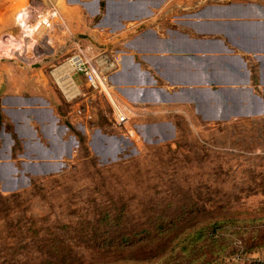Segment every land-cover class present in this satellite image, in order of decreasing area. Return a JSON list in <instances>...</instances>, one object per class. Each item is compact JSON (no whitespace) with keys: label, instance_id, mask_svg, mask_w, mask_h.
Segmentation results:
<instances>
[{"label":"rangeland","instance_id":"obj_1","mask_svg":"<svg viewBox=\"0 0 264 264\" xmlns=\"http://www.w3.org/2000/svg\"><path fill=\"white\" fill-rule=\"evenodd\" d=\"M6 20L10 24L11 17ZM63 33L69 38L54 35L53 52L32 63L40 65V73L49 76L65 67L75 45ZM82 44L92 59L104 54L114 60L113 51ZM0 58L11 65L19 62L1 48ZM114 66L108 70L109 82ZM88 87L93 93L88 100L77 94L66 101L77 121L65 120L68 134L80 138L72 153L61 164L26 159L38 171L17 160L22 182L15 190L0 191V264L118 259L149 264L145 256L153 243L148 241L160 223L178 230L197 223L203 234L185 255L178 247L171 250L177 239L167 241L154 264H186L191 258L208 260L203 264H264V244L247 248L264 234V111L216 120L204 118L187 102L142 103L143 112L131 111L129 122L118 125L109 100ZM163 120L170 124L158 123ZM129 127L134 136L127 133ZM98 132L110 136L107 148L98 145ZM132 235L140 239L128 244ZM122 236L121 244L110 245ZM174 236L171 231L165 238Z\"/></svg>","mask_w":264,"mask_h":264},{"label":"crops","instance_id":"obj_2","mask_svg":"<svg viewBox=\"0 0 264 264\" xmlns=\"http://www.w3.org/2000/svg\"><path fill=\"white\" fill-rule=\"evenodd\" d=\"M21 1L0 0V28L16 30L14 9ZM51 1L78 40L114 52L110 84L120 98L187 102L216 120L264 111V0ZM55 35L69 38L60 31ZM39 70L40 65H11L0 58V191L15 190L22 182L17 160L38 171L26 159L61 164L80 141L68 134L65 120L77 121L66 101L77 94L88 100L90 85L70 73L68 93L61 70L49 76Z\"/></svg>","mask_w":264,"mask_h":264},{"label":"built area","instance_id":"obj_3","mask_svg":"<svg viewBox=\"0 0 264 264\" xmlns=\"http://www.w3.org/2000/svg\"><path fill=\"white\" fill-rule=\"evenodd\" d=\"M14 22L16 31L0 34V48L12 53L19 63L32 64L44 59L49 51L53 52L51 43L57 31L71 34L64 16L51 0H27L15 11ZM71 38L75 46L64 60L67 72L63 76L73 81L70 73H78L93 89L102 92L111 104L114 121L118 125L129 122L131 111L143 112L142 103L133 106L112 91L108 70L115 59L109 60L104 54H100L97 60L92 59L82 42L72 34ZM64 87L69 93V85ZM76 112L81 113L82 108L77 107ZM127 133L131 136L136 134L133 127H129Z\"/></svg>","mask_w":264,"mask_h":264},{"label":"trees","instance_id":"obj_4","mask_svg":"<svg viewBox=\"0 0 264 264\" xmlns=\"http://www.w3.org/2000/svg\"><path fill=\"white\" fill-rule=\"evenodd\" d=\"M80 139V138H79ZM163 223H160L157 229L152 233L153 235H150L149 243H153L152 247L148 249L149 255H146L145 258L149 261V264H154L158 263L160 260V257L162 256V252L164 250V247L168 243H173L174 239H177L176 245L172 244L171 245V250L173 251L175 247L179 248V253L180 254H187V252L191 249L189 247H192L195 240L200 238L203 234V227L198 226V224L194 223L192 225H189L187 227H180L178 228L175 227L174 224H169L166 226H162ZM187 230V231H186ZM171 231H174L175 238L171 240H166V236L168 233ZM186 232V233H185ZM255 232V231H253ZM185 233V234H184ZM257 235V234H254ZM122 237H120V241H116L114 243H110V245L113 246H118L122 242ZM139 237H135V235H132L131 239H127L128 244L130 243H137L139 241ZM111 240V239H108ZM124 240V239H123ZM264 244V234L260 235L256 239H254L248 246L247 248L251 249L259 245ZM127 259H118V260H113V261H105L101 263H95V264H140V263H128L126 262ZM48 260L40 261L37 264H46ZM142 258H139L137 262H141ZM208 261V260H205ZM205 261L197 262L196 258H191L190 261H188L186 264H203Z\"/></svg>","mask_w":264,"mask_h":264},{"label":"water","instance_id":"obj_5","mask_svg":"<svg viewBox=\"0 0 264 264\" xmlns=\"http://www.w3.org/2000/svg\"><path fill=\"white\" fill-rule=\"evenodd\" d=\"M97 136H98V145L103 146V148H107V146H108L107 139L110 138V136H108L105 133H101V132H98ZM105 153H109V151H107ZM44 170H45V168H42V171H44Z\"/></svg>","mask_w":264,"mask_h":264},{"label":"bare ground","instance_id":"obj_6","mask_svg":"<svg viewBox=\"0 0 264 264\" xmlns=\"http://www.w3.org/2000/svg\"><path fill=\"white\" fill-rule=\"evenodd\" d=\"M59 70H61L63 74L67 72V70H66V68H65L64 66H62ZM64 77H65V76H64ZM66 79H67V78H66ZM67 81H68V83H69V85H70V88H72L71 80L67 79ZM70 90H71V89H70Z\"/></svg>","mask_w":264,"mask_h":264}]
</instances>
